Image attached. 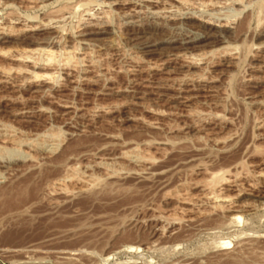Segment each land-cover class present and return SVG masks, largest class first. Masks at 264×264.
<instances>
[{
    "label": "rangeland",
    "instance_id": "1",
    "mask_svg": "<svg viewBox=\"0 0 264 264\" xmlns=\"http://www.w3.org/2000/svg\"><path fill=\"white\" fill-rule=\"evenodd\" d=\"M0 264H264V0H0Z\"/></svg>",
    "mask_w": 264,
    "mask_h": 264
},
{
    "label": "bare ground",
    "instance_id": "2",
    "mask_svg": "<svg viewBox=\"0 0 264 264\" xmlns=\"http://www.w3.org/2000/svg\"><path fill=\"white\" fill-rule=\"evenodd\" d=\"M108 16V15H107ZM48 52V51H47ZM52 55V54H51ZM217 182V181H216Z\"/></svg>",
    "mask_w": 264,
    "mask_h": 264
}]
</instances>
